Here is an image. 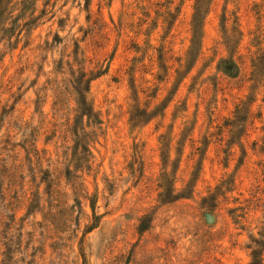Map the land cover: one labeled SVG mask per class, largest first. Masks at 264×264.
Returning <instances> with one entry per match:
<instances>
[{"label": "rangeland", "instance_id": "obj_1", "mask_svg": "<svg viewBox=\"0 0 264 264\" xmlns=\"http://www.w3.org/2000/svg\"><path fill=\"white\" fill-rule=\"evenodd\" d=\"M2 6L0 264H264V0Z\"/></svg>", "mask_w": 264, "mask_h": 264}, {"label": "trees", "instance_id": "obj_2", "mask_svg": "<svg viewBox=\"0 0 264 264\" xmlns=\"http://www.w3.org/2000/svg\"><path fill=\"white\" fill-rule=\"evenodd\" d=\"M3 3H4V0H0V10L3 7L2 6ZM194 11H195V13L193 15V24H194L193 36L195 35V32L197 30V25H198V21H199V18H200V13L202 11L201 5L198 6V3L195 4ZM2 13L3 12H0V16L2 15ZM0 25H1L0 32L6 33L7 31H9V28L6 27L7 24L1 23ZM258 61L259 62H257L256 64H254L253 67L255 68V74L257 76H260V75H262V74H260V72L264 68L262 66L263 59H260ZM74 83L76 84V86L73 87V90H74V93L77 96L76 102H77L78 108H79V110H81V112H82L81 114L83 116L84 115L90 116L91 115V112H90V110L88 109V107L86 105V100H85V98L83 96V93H82V92L85 91V89H84L85 86L83 85V80L82 79L80 81L75 80ZM67 94H69V91L67 90L66 87H64L63 89H61L58 92L57 99H58L59 104H61V106L64 104V102L66 100V97H67ZM76 144L79 145L80 143L77 142ZM82 149H83L84 152H88V150L85 148V146H82ZM94 220L96 221L97 219L95 218ZM95 225L96 224L94 223L93 226H92V228H94ZM146 229L147 228L145 226H141V228L139 229V231H143V230H146ZM254 243L256 245H258V246H261V244H262L261 241H256V240L254 241ZM251 256H252V263L251 264H263L262 263V258H261V252L260 251L253 249L252 252H251Z\"/></svg>", "mask_w": 264, "mask_h": 264}]
</instances>
